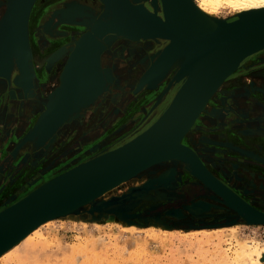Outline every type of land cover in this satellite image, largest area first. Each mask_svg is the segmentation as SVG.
<instances>
[{
	"label": "rangeland",
	"instance_id": "374dc122",
	"mask_svg": "<svg viewBox=\"0 0 264 264\" xmlns=\"http://www.w3.org/2000/svg\"><path fill=\"white\" fill-rule=\"evenodd\" d=\"M5 2L6 0H0V20L5 11ZM140 2L151 10L150 0ZM100 11L101 4L98 13ZM226 13H220V17L231 19L232 16ZM84 30L88 28L84 27ZM79 39L75 41V46ZM156 41H161L162 46L154 50L153 42ZM113 42L119 45H113L110 52L105 50ZM141 42L144 43L139 48H133L135 46L132 43ZM165 44L163 39H130L123 36L111 37L100 43L96 47L95 58H92L96 71L93 70L94 76L97 74L103 80L101 85L96 84L100 91L91 100L79 105L76 111L65 113L51 130L44 127L43 133L39 124L41 120L49 122L56 113L55 92L63 88L62 72L74 49L70 51L69 48L65 58H60L63 55L59 54L53 60V79L47 78L44 84H40L39 98L27 92L32 87L31 69L29 82H25L12 60L7 76L0 77V160L10 157L5 168L0 169V208L15 202L66 169L128 141L149 126L168 105L181 83V80L171 82L169 86L165 85L164 92L162 89L155 93L161 82L166 80V84L168 83L171 68L156 86L144 89L140 100L146 101V105L143 110L135 113L136 118L130 124L124 120L125 106L134 94L133 89L138 79L154 59L155 53ZM262 49L250 54L257 53L256 57L238 64L226 77L227 80L215 90L208 104L211 105L208 115L213 120L209 119L205 123L204 126L207 127L201 125L202 115H199L183 135V143L181 142L183 145L198 147V154L204 158V163L211 172L221 178L226 177L230 187L238 190L243 198L251 200L256 198L244 194L241 191L244 187L246 191L249 187L264 190V170L249 164L261 163L264 166V56L261 57L258 53ZM136 50L139 51L138 57ZM66 52L67 50L64 54ZM148 52L149 62L139 73L141 69L138 66L143 62L141 55L146 56ZM262 52L264 55V51ZM30 55L32 56L31 52ZM35 64L39 65L40 59L36 58ZM239 66L241 69L237 71ZM111 71L112 74L117 73L123 77L111 82ZM9 86L21 91L20 98L33 97L31 102L34 106L28 108L14 105L5 98V91L10 95L8 98L14 97L8 93ZM171 87H174L171 98L166 106L156 111L155 107ZM153 92L154 96L149 99ZM233 99L240 106L244 105V110L250 109V119L245 120L247 115H235L233 119L226 120L219 115L218 109L231 107L232 104L227 100L234 101ZM114 108L118 109L117 114L121 112L122 115L114 117L115 120L106 127L105 133L96 136V132V137L89 144L84 145L83 139L79 143L78 136L82 131L88 128H97L98 131L100 121L107 118L108 112ZM89 110L84 127L80 128L81 118ZM23 122L25 125H22ZM239 123L245 125L238 127ZM220 125L232 126L231 129L237 127L239 131L228 132L231 138L228 140L226 132H216L217 127L222 128ZM40 148H43V153L34 154L35 157H29L24 162L25 155L28 156L37 149L39 151ZM221 200L220 196L209 191L189 172L184 162L175 160L138 172L93 202L83 204L76 212L52 219L47 225L41 226L39 234L42 233L47 241L45 256L49 261L52 260L49 264H62L67 256L72 257V264H221L220 252L224 251L232 258L243 242H259L264 245V224L245 223ZM253 203L264 210V200L259 199ZM129 228H133V231ZM228 228H235L234 233ZM202 231L211 233L201 234ZM219 232L221 237L217 240ZM184 236L193 239L188 242L190 240H184ZM196 240L201 242L198 246L193 245ZM87 245L89 247L84 252L86 256L82 252H71L73 248L78 250ZM34 264H39V261Z\"/></svg>",
	"mask_w": 264,
	"mask_h": 264
},
{
	"label": "water",
	"instance_id": "95a60500",
	"mask_svg": "<svg viewBox=\"0 0 264 264\" xmlns=\"http://www.w3.org/2000/svg\"><path fill=\"white\" fill-rule=\"evenodd\" d=\"M34 1L5 2V11L0 20V77L7 76L6 72L14 60L20 70V77L29 82L27 21ZM99 2L101 11L98 15L93 14L95 22H78L88 28V32L76 43L64 67L61 76L63 88L55 92L56 113L49 122L41 120L39 128L42 133L44 127L51 130L65 113L76 111L79 105L91 100L100 91L96 84L101 85L103 80L96 74L86 76L84 64L89 59L95 68L93 59L96 47L108 38L123 36L166 41L138 79L134 94L142 88L152 89L163 80L170 68L172 73L166 86L179 80L181 83L168 105L144 130L115 148L66 169L0 209V252L41 221L58 215L90 196H97L120 177L131 172L127 176L130 178L141 171L140 167L165 155L229 71L248 55L264 48V10L229 20L222 19L213 32L194 35L176 28L169 20L172 7H189V0H150L151 10L140 0ZM91 34L97 39L105 37L101 42L99 40V44L92 46L88 45L95 41ZM75 66L79 67V74L75 73ZM72 76L78 80L76 87H71ZM177 151V159L186 164L189 172L215 194L225 198L245 223L264 224V213L250 207L214 179L191 149L179 144Z\"/></svg>",
	"mask_w": 264,
	"mask_h": 264
},
{
	"label": "flooded vegetation",
	"instance_id": "af4514ba",
	"mask_svg": "<svg viewBox=\"0 0 264 264\" xmlns=\"http://www.w3.org/2000/svg\"><path fill=\"white\" fill-rule=\"evenodd\" d=\"M99 5L100 4L98 3L97 0H40V2H36V0L34 1V4L31 7V10H30V13H29L30 15H29L28 21H27V28H28L27 40L29 39L28 45H30V48L32 50V56L30 55V64H31V73L33 75V77L31 76V78H32L31 86L32 87L30 89H28L27 92L32 93L33 97H35V98L38 97L39 98V92H40L39 87H40V84L45 82L47 80V78L53 79L54 69H55L53 60L55 58H58V56H60V55H63L60 58H63V57L65 58V56H68L67 55L68 51L69 50L72 51L74 49V47H75V41L78 40L81 35H84L85 32H88V30H84V27L81 24H78L79 21L83 22V23L90 21V16L88 17L87 16L88 14H85V12L92 11L91 13H93L94 15H97L98 10H99ZM80 6L86 8L85 9L86 11H82V13H81L79 11L80 8H81ZM87 9L89 11H87ZM31 18H33L34 22L32 24L33 27L30 28L28 26V23H29V20L31 21ZM48 19H51V20L48 22L47 21ZM143 43L144 42L132 43V44H134L132 46H135L133 48L137 49ZM153 43L155 44L154 45V50L157 49V48H160L162 46L161 45L162 44L161 41H156V42H153ZM113 45L116 46V45H119V44L116 43V42H113L110 46H107L105 48V50L110 52V50L113 49L112 47H114ZM66 50H67V52H66V54H64ZM262 51H264V49H262L261 51L258 52V53H260L261 57L264 56ZM136 52H137L136 56L138 57V55H139L138 52L139 51L136 50ZM256 55H257V53H255V55L253 54V55L247 56L240 63H243L244 61H246L249 58H254V56L256 57ZM149 56H150L149 52H148V54L146 56L145 55H141V58H142L143 62H142V65L138 66V68L141 69L139 73L142 72L144 65L149 62V59H148ZM36 58L40 59V64L39 65L35 64V59ZM50 60H52V61H50ZM56 60H58V59H56ZM57 65H59V64H57ZM240 66L236 69L237 71L239 69H241ZM118 71L119 70H117V72ZM112 72L113 71H111V73H110L111 74L110 77H112L111 82L116 81V79L119 78V77L120 78L123 77L122 75L117 74V73H115V75H114V74H112ZM228 79H230V77ZM106 83H107V81H106ZM165 85H167L166 84V80H164L163 82H161V84L159 86H157V90L155 89V93L158 92V91L160 92L162 89H164ZM173 88L174 87L169 88L167 93H165V95H164L163 99L161 100V102L155 107L156 111L161 110L162 106H166L165 104H167V102L171 98V95H172L171 92H172ZM144 89L145 88H142L136 94H132L130 96L128 102H127L128 104L125 106V112H124L125 118H124V120H126L127 124H130L136 118L135 117V113L137 111L141 110V109L143 110V107L146 105L145 104L146 101L145 102L144 101L141 102V100H140V96L145 91ZM9 92L12 95H14L13 98H8L10 95L7 94V91H5V93L3 95L9 101H12L14 105H22L23 107L26 106L28 108L34 106V104L31 102V100H33L34 98L33 97L32 98H27V99L20 98L19 96L21 95V91L18 88H15L13 86H11V87L9 86L8 93ZM155 93L153 92V94H151L152 96L149 99H151L154 96ZM4 101H2V102H4ZM210 101H211V98H210L208 104L210 103ZM228 101H229V104H232V105H230L231 107L227 106V107H221L220 109H218V113H219V115L222 116L223 119L224 118L226 120L229 119V118L233 119L234 118L233 116H235V115L236 116H245V115H247V119H245V120H248V118L249 119L251 118V117H249V114H251V111H250L249 108H246L247 109V111H246V110H244L245 109L243 107L244 105L240 106L239 103L235 102L236 100H234V101L227 100V102ZM234 103H235L236 106L234 105ZM0 107H1V105H0ZM210 108H211V105H208L207 110H205L204 112H201L199 114V115H202V117H201V119H202L201 125H203V127H207V126H204L205 123H207V121H209V119L211 120V117L208 115L209 114L208 110H210ZM229 108H232V110L230 111ZM89 112H90V110L85 112L86 116H84L83 118L80 117L81 118V122H80L81 125L79 124L80 128L84 127L83 124H85V122L87 120V115L89 114ZM117 112H118L117 108H114L113 110H110L108 112L107 118H105L104 120L100 121V126L98 127V129H99L98 131H97V128H95V129L88 128L87 130L85 129L86 131H82V133L78 136L79 143H81L80 140L83 139L82 143H84V145L89 144V142L92 141L97 135L100 136V135L104 134L105 131L107 130L106 127L112 122L114 117L116 118L117 115H122V114H120L121 112H119L118 114H117ZM215 112L216 111H214V114H215ZM202 113H205V115L202 114ZM211 113H212V111H211ZM24 114H26V113L24 112ZM73 115H74V113H73ZM23 124H24V122L22 123V125ZM243 124L244 123H239L238 127H242ZM22 125H21L20 129L22 128ZM221 126H222L221 129L217 127V130L216 129L215 130H216V132H219V133H222V134H226L227 133L228 136L226 135L225 137L229 138L228 140L231 139L229 137L230 135L228 134V132H231L232 130H234L235 132L239 131L238 129H236L237 127L231 129L232 126L220 125L219 127H221ZM96 132H98V133H96ZM94 134L96 136H94ZM231 137L233 138V135H231ZM234 137H235V134H234ZM232 140H234V139H232ZM181 142H182V140H181ZM184 145L187 146L189 149H191V151L197 156V158L200 160V162L203 164V166L208 170V172L211 175H214L215 177H218L222 182L227 184L228 189H230L233 193H235L239 198H241L250 207H252L253 209H255L258 212L264 213V210L258 208L253 203L254 201H256V202L259 201V199L260 200L261 199L264 200V190H259L258 188L249 187L248 190L246 191V189L244 187V189L241 190V191L244 192V194L253 195L252 197H254L256 199L251 200V199L243 198V196L240 195L238 190H235L234 188L230 187V185L227 183V181H229V180L226 177L225 178H221L219 175L217 176L216 174L211 172V170L205 165L204 158L201 157L198 154V151H197L198 147L195 148V147H191L190 145H187V144H184ZM41 153H43V148H40L39 151L37 149L36 151L30 153V155H28V156L25 155L24 156V162H26L29 157L32 158V157H35L36 154L38 155V154H41ZM40 156H42V155H40ZM8 159L10 160V157H7L5 159L0 160V169L3 170V168H5L4 166H6ZM249 164L252 165V166H255L256 168H261V169L264 170V166L261 163H259V164L249 163ZM199 190H201V189H199ZM11 203H9V204H11ZM9 204L3 206L2 208L8 206ZM2 208H0V209H2Z\"/></svg>",
	"mask_w": 264,
	"mask_h": 264
},
{
	"label": "bare ground",
	"instance_id": "6f19581e",
	"mask_svg": "<svg viewBox=\"0 0 264 264\" xmlns=\"http://www.w3.org/2000/svg\"><path fill=\"white\" fill-rule=\"evenodd\" d=\"M172 8H173L172 15H171V18H169L171 24H173L176 28H179L180 30H182L185 33L194 34V35H202V34L211 33L215 30V28L218 26L219 22L222 20V18L220 17V13H224V12L226 13L227 12L230 14V16L235 17V16H239L242 14H248V13H252V12H256V11H262V10H264V0H189V7L175 6ZM85 9L86 8L81 7L79 11L82 13V11H86ZM87 11H89V10L87 9ZM91 12L92 11L85 12V14H88L87 15L88 17L90 16V20H92V23H93V22H95V19H93L94 15ZM33 22H34L33 18H31L30 25H29L30 28L33 27L32 26ZM27 33H28V28H27ZM91 36L93 37V39L95 41L90 42L88 45H92V46H94V45L96 46L97 44H99L103 40V38L105 37V36H102L101 39H97L96 36H94L92 34H91ZM99 40H100V42H99ZM28 42H29V39H28ZM92 46H91V48H92ZM28 47H29V45H28ZM30 52L32 53L31 48L29 49V56H30ZM84 65H85L84 69H85L86 76H94V73H93L94 68H93L92 64H90L89 59L87 61H85ZM235 68L231 69V71H229V73L219 82V85L216 87V89L224 82L226 77L235 70ZM30 69H31V67H30ZM74 71H75V73L79 74V72H80L79 67L75 66ZM77 81L78 80L76 79V77L72 76L71 80H70L71 87H74V86L76 87ZM216 89L214 88L213 91L209 94L208 98L201 105V107H200L198 113L196 114L195 118L189 123V125L187 126V128L185 129V131L183 132L181 137H179L178 139H176L173 142V144L170 147L171 153H169L170 151H168L167 153H165V155L160 156L155 161H151V162L147 163L146 165L140 167L139 170L143 171L147 168H150V167L158 165V164L161 165V164L166 163V162H173L175 160H178L177 159V157H178L177 146L179 144H181V140L183 138V135L191 127V125L193 124V122L195 121L197 116L201 112L207 110L208 102H209L211 96L213 95V93L215 92ZM175 151H177V152H175ZM130 173L131 172L125 174L124 176L120 177L116 181L112 182L111 185H108L107 187H105V189L103 188L104 190L101 191L98 195L96 194L97 196H95V195H93L94 197L90 196L89 198L83 200L79 204L59 213L56 216H53V217H50V218H47V219L41 221L40 223L36 224L35 226L31 227L30 229H28L27 231L22 233L19 237L14 239L6 248H4L0 252V264H34V262H36V261H39V264H42L41 262H45L44 264L51 263L52 260L49 261V259H47V256H45V248H47V246H48L47 241L41 235L42 233L39 234V229L41 228V226L47 225L49 222L52 221V219H54L56 217L64 216V215L66 216L67 214L70 215V213H72L75 210V208H79L80 206H83V204L93 202L94 199L100 197L102 194L111 190L116 185H118V184L126 181L127 179H129V178H127V176H129ZM212 176L219 183L223 184L226 188H228L226 186L227 184L222 182L218 177H215L214 175H212ZM204 186L209 191H212L211 189H209L208 186H206V185H204ZM221 199H222L221 201H223V203H224V205H226V207L231 208L228 204L229 202H227V200L225 198L221 197ZM247 224L257 225L259 223L248 222ZM129 229L132 230L133 228H129ZM228 229H229V231L234 233L233 231L235 230V228H228ZM164 232H167V231H164ZM200 233L201 234H209L211 232L210 231H206V232L202 231ZM161 235H164V234L161 233ZM192 235H194V234H192ZM197 235H199V234H197ZM219 235H221L220 232L217 233V240H220L221 236H219ZM190 236H184L183 239L186 241L190 240L188 242H191V239H193V238H191ZM194 237L197 239V237L195 235H194ZM187 238H189V239H187ZM96 242L98 244V241H96ZM200 243H201L200 241L196 240V243L194 242L193 245L198 246ZM93 244H94V242H93ZM88 247H89V245H87L81 249L78 248V250H75L76 248H73L71 250V252H77V253L82 252L83 254H85L84 252ZM86 255L87 254H85V256ZM81 256H83V255H81ZM71 258L72 257L69 258L67 256L62 261V264H72ZM76 259L77 258H75V260ZM219 261L221 264H264V245L259 243V242H253V243H249V242L244 243L243 242V244L239 245L238 250L234 253V256L232 258L228 257V255L224 251L220 252ZM73 264H75V262Z\"/></svg>",
	"mask_w": 264,
	"mask_h": 264
},
{
	"label": "crops",
	"instance_id": "0c3cea01",
	"mask_svg": "<svg viewBox=\"0 0 264 264\" xmlns=\"http://www.w3.org/2000/svg\"><path fill=\"white\" fill-rule=\"evenodd\" d=\"M27 37H28V34H27Z\"/></svg>",
	"mask_w": 264,
	"mask_h": 264
}]
</instances>
